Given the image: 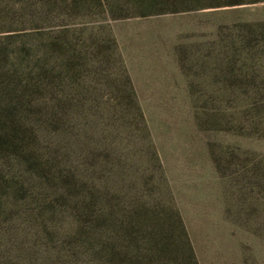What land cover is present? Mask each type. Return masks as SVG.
<instances>
[{
  "label": "rangeland",
  "instance_id": "rangeland-1",
  "mask_svg": "<svg viewBox=\"0 0 264 264\" xmlns=\"http://www.w3.org/2000/svg\"><path fill=\"white\" fill-rule=\"evenodd\" d=\"M129 236L264 264V0H0V264Z\"/></svg>",
  "mask_w": 264,
  "mask_h": 264
},
{
  "label": "trees",
  "instance_id": "trees-1",
  "mask_svg": "<svg viewBox=\"0 0 264 264\" xmlns=\"http://www.w3.org/2000/svg\"><path fill=\"white\" fill-rule=\"evenodd\" d=\"M159 234H165L164 232H160ZM110 241L106 243L107 254L109 255V260L116 264H152L149 262H154V264H165L159 262L164 258L170 261L169 264H190L185 259V256L182 258L180 252L178 250V244L175 245L174 248H171L170 245L173 243L172 238L165 241L164 243L148 242V249L146 251H142L140 245L137 243V239L126 238L122 240L120 237H115L109 239ZM127 242L126 246L123 247V243ZM116 247H120L116 248Z\"/></svg>",
  "mask_w": 264,
  "mask_h": 264
}]
</instances>
